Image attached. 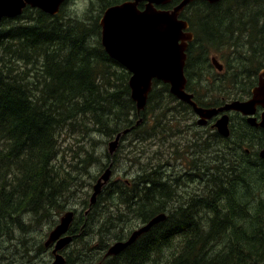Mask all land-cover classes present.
Masks as SVG:
<instances>
[{"label": "trees", "instance_id": "16d2710c", "mask_svg": "<svg viewBox=\"0 0 264 264\" xmlns=\"http://www.w3.org/2000/svg\"><path fill=\"white\" fill-rule=\"evenodd\" d=\"M126 1L102 0L99 13ZM181 1L174 0L165 8ZM64 5L57 16L27 8L21 16L5 19L0 26V46L6 51L0 57V264H13L21 245L26 257H31L33 251L23 238L32 224L63 215L66 201L83 186V180L79 183L81 175L88 174L98 162L95 149L77 150L71 146L68 152L63 150L62 136L79 134L93 143L99 142L93 139L97 135L110 141L130 129L123 141L133 142L137 137L148 144L163 135V124L157 121L149 126L147 116L150 110L155 117L168 110L169 102L163 110L157 108L164 97L183 106L180 113H193L171 94L169 85L155 82L147 108L140 114L143 121L137 125L139 115L129 86L131 73L103 47L101 17L76 20L64 11ZM182 16L195 33L188 50V90L196 92L198 101L203 102V92L199 91L203 82L194 79L192 70L198 55L207 52L203 44L209 43L217 50L229 48L236 54L228 69L223 70L225 78L216 81L213 88L221 92L218 99L229 102L250 98L264 70V0H223L217 4L198 0ZM199 73L203 70L198 69ZM96 89L101 91L93 93ZM65 93L90 99L91 110L69 116L75 104ZM206 95L214 97L208 92ZM102 112L120 119L121 129L106 127L103 132L97 126L83 134L75 127L66 128L74 119L80 122L88 114L102 123L98 117ZM238 120L233 118L231 128L236 130L229 138L213 135L225 140L218 141L227 149L225 156L215 139H202L198 144L207 152L200 151L193 159L194 169L184 175L168 176L164 169L169 163L150 160L147 168L141 165L138 177L131 175L129 180L111 182L91 207V215L87 213L88 219L79 222L76 216L71 232L77 234L82 227L84 230L65 255L67 264H264V203L251 207L249 199L254 195L247 193L251 188L249 176L255 177V168L260 169L258 176L264 179V159L260 157L264 132L241 124L245 136L238 138ZM227 141L236 142L241 149ZM237 149L248 162L247 172L238 173L233 168L230 158L241 157ZM201 155L206 160H201ZM105 157L109 159V154ZM141 159L133 163L141 164ZM222 160L230 163L224 170L219 166ZM187 183H196L193 192L201 195L188 194L185 198ZM84 204L90 208L89 202ZM163 213L164 222L121 255L104 259L111 244L123 241ZM91 236L96 239L90 241ZM82 238L85 240L80 242Z\"/></svg>", "mask_w": 264, "mask_h": 264}, {"label": "water", "instance_id": "95a60500", "mask_svg": "<svg viewBox=\"0 0 264 264\" xmlns=\"http://www.w3.org/2000/svg\"><path fill=\"white\" fill-rule=\"evenodd\" d=\"M66 0H0V24L4 19L17 18L27 7L39 9L42 12L55 16L59 13ZM174 0H132L112 6L108 9L101 21L102 45L111 58L123 65L131 73L129 85L132 99L136 104L140 116L148 104L149 95L153 90L155 79L169 85L171 94L181 101L191 105L199 118V124L204 126L207 120L225 113L215 127L219 134L227 138L230 135V118L226 114L231 111L238 112L248 118L251 125L264 129V113L261 121L255 118L257 109L264 110V70L259 73V83L252 90V97L247 101H233L221 108L205 109L193 101V95L186 92L187 77L185 75L187 64V51L190 43L194 41V34L189 31L190 24L181 19L185 9L198 0H182L172 9H162ZM209 4H217L223 0H201ZM144 4V10L139 7ZM214 66L223 70V65L214 58ZM143 120L137 122L139 125ZM130 130L119 134L110 144V150L115 152L121 142V137ZM264 159V149L260 152ZM112 171L106 170L94 186L90 206H94L103 187L111 180ZM89 212V210H88ZM87 212V213H88ZM163 213L140 229L134 231L127 242L115 243L108 255H118L136 242L143 234L160 222L165 221ZM75 220V212L69 211L63 215L60 224L50 233L46 246L56 242L66 235ZM72 241L71 237L61 239L55 251L53 264H67V260L59 255L65 246Z\"/></svg>", "mask_w": 264, "mask_h": 264}, {"label": "rangeland", "instance_id": "374dc122", "mask_svg": "<svg viewBox=\"0 0 264 264\" xmlns=\"http://www.w3.org/2000/svg\"><path fill=\"white\" fill-rule=\"evenodd\" d=\"M93 5H96L97 7L96 10L92 8ZM100 7H102V0H67V3L64 5V11H67V13H69L70 16L78 18L76 20L90 21V19L95 20L98 16H100L101 17L100 21H101L104 12L106 10L100 15L99 13L101 11ZM203 48L206 49L207 52L206 53L202 52L198 55L195 62V68L192 70L193 71L192 76L194 77V79L197 80L198 82H203V85H201L199 89L201 93L203 92L202 93V96L204 98L203 101L209 100L211 102L219 103V104L222 103V101L223 102L228 101V100H224V98H220L219 100L218 96H222L221 92L213 90V88L214 86H216V81L225 78V75L222 73L226 69H228L230 61L236 56V54H234V51L229 48L217 50L215 46L210 45L209 43L203 44ZM198 49L200 50L202 48L201 47L199 48L198 46ZM5 52L6 51L4 47L0 46V57L4 55ZM212 58H217V60L224 66L225 68L223 69L224 71L219 72L215 69V66L212 62ZM38 69L37 72L40 70ZM198 69L203 70V73L196 74V71ZM19 81L20 79L16 80L17 83H19ZM49 86L53 88L51 81H49ZM100 91L99 90L97 91L96 89V91H94L93 93L97 94ZM104 92L105 90L103 89V93ZM205 92L213 94L214 97L210 99ZM65 94L68 96V98L73 99L71 100V102L75 104L74 110H69L71 111L69 116L77 115L81 112L82 114L88 113L91 110L90 99L88 98L84 99L81 97L76 98L77 94H73V95L69 93H65ZM163 101L164 103L162 102V100L158 103L157 106L158 110H163V105L169 102L167 104L168 110H165L162 115H158L156 117H155V113L152 114L150 110L147 116L149 121V126L155 125L157 121H160L161 124H163L164 132L161 139L160 140L155 139L149 142L148 144L147 142H145V140L139 139L137 137L133 140V142H131L130 140L122 141L121 139L120 145L118 149L115 151V153L118 152L122 147V151L117 153L118 169L113 174V178L111 179V181L113 180V183H115L117 179L129 180L131 178V175H136L138 177L140 173L141 165L144 167V169L147 168L146 164L150 163L149 162L150 160H153L156 163H164V162L169 163L168 165H165V169H164V173L168 176H172L175 174L184 175L186 171L190 172L194 169L193 159L196 158L197 154L203 150L207 152L206 148H204L203 145H200L198 143H193V141L197 140L200 137L202 138H207L208 136L213 137L214 133L210 131H206L204 127L199 126L195 114L191 112L190 114L185 112L180 113L181 110H184L185 108L181 106L179 103L177 102L172 103L170 102L171 100L166 97L163 98ZM98 117L102 120V123H99L95 118L91 116V114H88L85 117H81L80 122H77L76 119H74L72 121V124L67 125L66 128L69 129L75 127L77 128V131L79 133L85 134L87 133L88 130L95 129L97 126L99 127V129H102L101 131L103 132H105L104 129L106 127H112L117 131H119L122 127L120 119L118 118L115 119L114 116H111L110 112H102ZM244 134H245L244 132H239L237 133V136L238 138H242ZM105 138L106 137H103L102 135H97L93 139L99 140V142H93V143L88 142V140L91 139L81 138L79 134L75 136L73 135V133L72 134L68 133L67 135H65L64 137L62 136L61 138V144L64 145L62 149L66 150V152H68V148H70L71 146H73V148L77 150H80V148H84V150L89 149L91 151L95 149L96 156L98 157V162L96 163V165H94L89 169V173L84 176L81 175L80 177L81 180L79 183H81V181L83 180V186L80 188L79 191L76 190L75 193L71 195V199L66 201L65 204L66 207L64 211L66 212L75 211L76 214L79 216V222L88 219L87 212L89 209H88V205L86 204L84 205V202L90 203L91 196L93 194V187L98 179L100 172L103 169V165L108 166V164L110 163V159L105 157V154H109L108 144L106 143L105 145V142L107 141ZM79 142L83 143V146H78L77 144ZM216 142L219 147H223L222 143L218 141ZM223 152L225 156L227 153V149L224 148ZM67 154H68V159L71 160V158H73V155L71 154V152ZM85 155L86 153H83V157ZM154 156H157V159L154 158ZM171 157L173 159H171ZM136 158L138 159L143 158L141 159V164L133 163V160ZM206 158H204L201 155L200 159L206 160ZM225 160H222V163L219 164L222 170L228 168L230 165V163H227ZM230 160L231 163L233 164V168L235 172L238 173L242 172L241 166L243 164L248 165L247 161L245 162L244 160L239 159V157L235 158L232 156ZM176 170L177 172L173 173ZM253 171H255L256 175L255 177L252 178L249 176V186L251 188H248L247 193L248 196H250V191L251 193H253L254 199H249V203L251 204V207L256 208L258 204H260L261 202L264 203V179L262 180L258 176L260 169L255 168V170ZM224 172H226V170ZM223 177L224 175L222 176V178ZM186 182L187 181L184 179L183 184H185ZM187 185L188 187H185L184 189L185 195L188 194L201 195L193 192L195 191L194 189L197 186L196 183H191V184L187 183ZM78 187L79 186H76V189H78ZM62 216L63 215L61 213L59 215H55L49 221H41L39 224H37V222L32 224L30 228L31 229L30 233L25 238H23V243L27 244V246L33 251V253L31 257L29 258L26 257L24 253V247L21 245L20 252L15 254L16 261H13V264H53L52 249L47 250L45 248V243L48 240L50 232L55 229ZM247 217H249V215ZM54 224H56V226H54ZM80 231L81 230H79L77 235H80L81 233ZM94 239H96V237L91 236L89 238L90 241ZM84 240L85 238H82L80 242ZM6 247H7V243H6ZM66 253L67 252H65V254ZM72 260L74 262V258H72Z\"/></svg>", "mask_w": 264, "mask_h": 264}, {"label": "flooded vegetation", "instance_id": "af4514ba", "mask_svg": "<svg viewBox=\"0 0 264 264\" xmlns=\"http://www.w3.org/2000/svg\"><path fill=\"white\" fill-rule=\"evenodd\" d=\"M189 60V59H188ZM188 66V65H187ZM156 82V81H155ZM189 79H188V85H189ZM258 83H259V80H258ZM258 83H257V85H256V87L258 86ZM256 87H254V88H256ZM253 88V89H254ZM187 91L190 93V95H193L194 97H193V101L195 102V103H197L198 104V106L199 107H203V108H205V109H210V108H214V109H217V108H220V107H223V105H225L227 102H224L225 104H223V105H221V106H218V105H220L219 103H214V102H211V101H209V100H205V101H203V102H199L198 101V96H197V93L196 92H191V91H189L188 90V86H187ZM206 93V92H205ZM251 97H252V92H251ZM250 97V98H251ZM250 98H248V99H246V100H249ZM246 100H244V101H246ZM237 101H240V100H237ZM231 102V101H230ZM229 103V102H228ZM186 104V106L187 107H189V108H191L192 110H194L193 109V107L191 106V105H189V104H187V103H185ZM222 104V103H221ZM229 113H231V112H229ZM264 113V110H261V108L259 107L258 109H257V112H256V115H255V118L258 120V122H260L261 121V117H262V114ZM193 114H195V116L197 117V123L199 122V118H198V116L196 115V113H194L193 112ZM225 113H221V114H219L218 116H215V117H213V118H211V119H209V120H207L208 121V123L206 124V125H204V126H201V127H204L205 128V130L206 131H210V132H213L214 134H216V133H218L219 134V132H218V129L215 127V125H216V122L224 115ZM233 118L234 119H236V120H238V118H240V120H238V122H237V128H239L238 129V131H236L237 133H239V132H244V130L245 129H243V130H241L240 129V125L241 124H244L246 127H248V128H250V127H252V128H255L256 130H260L261 132H264V129H262L261 127H257V126H254V125H251L249 122H248V118L247 117H245V116H243V115H241L240 113H237V112H232L231 114H230V133L231 134H233L232 132H233V130L235 131L236 130V127H234L233 129L231 128V126H232V120H233ZM239 121H241V123L239 122ZM208 129H210V130H208ZM231 136V135H230ZM245 136V134L243 135V137ZM116 137V136H115ZM115 137L112 139V141L115 139ZM202 139L203 140H205V141H211V140H214L215 139V141H214V143L215 144H217V142L216 141H220V142H222V143H225V140H220V139H216V138H213V137H211V136H208L207 138H202V137H200V138H198L197 140H195V141H193V143H200L201 141H202ZM123 141V140H122ZM111 142V140L110 141H106L105 142V145H106V143L109 145V143ZM227 143H229V144H232V145H236V147L235 148H240L241 149V146L240 145H238L236 142H233V141H227ZM213 145V144H212ZM213 146H216V145H213ZM240 149H237V150H235L236 152H237V155L239 156V154H240ZM120 151H122V147L120 148V150L118 151V152H120ZM117 152V153H118ZM116 153V155L114 156V158H113V161H114V167H113V172L115 173L116 172V160H117V158H118V154ZM240 156L241 157H239V159H242V160H244L245 162L247 161L245 158H243L242 157V155L240 154ZM117 157V158H116ZM109 159H110V163L108 164V166H105V165H103V169H102V171L100 172V174H99V176H98V179H99V177H100V175L102 174V173H104L105 172V170H107V168L109 167V165L111 164V158H110V155H109ZM244 162V163H245ZM241 169H242V171H244V172H247L248 171V165H242L241 166ZM98 179H97V181H98ZM96 181V182H97ZM111 182H113V180L111 181ZM96 184V183H95ZM111 184V183H110ZM109 184V185H110ZM94 188V187H93ZM191 188V187H190ZM106 189V188H105ZM188 197V195H185V198H187ZM85 205V204H84ZM89 209V208H88ZM92 211H93V209H92ZM92 213V212H91ZM91 213L88 215V216H90L91 215ZM141 227V226H140ZM139 227V228H140ZM84 230V227H82L81 228V230ZM72 236H74V239L76 240V238L77 237H81V234L80 235H77L76 233H74V232H71L70 233ZM132 234H130L129 236H128V238H126V239H124L123 241H127L129 238H130V236H131ZM74 240V241H75ZM123 241H121V242H123ZM117 243V242H116ZM74 244V243H73ZM73 244H72V246H73ZM115 244V243H114ZM114 244H111L110 245V247L112 246V245H114ZM71 246V247H72ZM70 247V248H71ZM110 247L108 248V250L104 253V259L105 260H107V259H109V258H106V255H107V253H108V251H109V249H110ZM68 250L69 249H67L65 252H68ZM66 255V254H65ZM67 258V257H66ZM100 263H103V262H100ZM99 264V263H98Z\"/></svg>", "mask_w": 264, "mask_h": 264}, {"label": "bare ground", "instance_id": "6f19581e", "mask_svg": "<svg viewBox=\"0 0 264 264\" xmlns=\"http://www.w3.org/2000/svg\"><path fill=\"white\" fill-rule=\"evenodd\" d=\"M110 8H111V7H109L108 9H110ZM108 9H107V10H108ZM107 10H106V11H107ZM106 11L104 12V15H105ZM104 15H103V17H104ZM103 17H102V19H103ZM102 19H101V21H102ZM101 21H100V26H101V28H102ZM188 59H189V57L187 58L186 68H187V65H188ZM213 59H214V58H212V62H213ZM216 59H217V58H216ZM155 81H156V82H159V83L161 82V81L155 79V80L153 81V86H154V84H155ZM129 86H130V85H129ZM130 89H131V88H130ZM131 98H132V93H131ZM132 100H133V99H132ZM133 102H134V101H133ZM134 103H135V102H134ZM220 108H221V107H220ZM127 130H130V129H126V130L120 132L119 134H122L123 132H125V131H127ZM130 132H131V130H130L127 134L123 135V136L121 137V139L123 140V138L126 137L127 135H129ZM119 134H118V135H119ZM118 135L115 137V139L118 137ZM230 135H231V133H230ZM230 135H229V137H230ZM229 137H227V138H229ZM115 139H114L113 141H111V142L109 143V145H108V153H109L110 158H111V164L109 165V167L107 168V170L110 169V170L112 171V173H114V172H113V167H114V161H113V158H114V156L116 155L117 152L115 153V152H112V151L110 150V144H111L112 142H114ZM105 171H106V170H105ZM102 174H103V173H102ZM102 174H101V175H102ZM101 175H100V177H101ZM100 177H99V178H100ZM96 183H97V182H96ZM110 183H111V180H110V181H109V182L103 187L102 192H101V194L99 195V197L103 194L105 188H107V187L109 186ZM95 185H96V184H95ZM95 185H94V186H95ZM93 189H94V188H93ZM99 197H98V199H99ZM98 199H97V202H98ZM97 202H96V204H97ZM92 209H93V208H92ZM92 209H91V206H90V208H89L90 213L92 212ZM90 213H89V214H90ZM62 217H63V216H62ZM62 217H61V218H62ZM60 220H61V219H60ZM163 222H164V221H163ZM160 223H161V222H160ZM160 223H158V224H160ZM59 224H60V221H59L58 225H59ZM158 224H157V225H158ZM58 225H57V226H58ZM57 226H56V227H57ZM155 226H156V225H155ZM155 226H153V227L149 230V232H150ZM56 227H55V228H56ZM52 231H53V230H52ZM52 231H51V232H52ZM51 232H50V233H51ZM149 232H147V233H149ZM70 233H71V232H68L66 235L62 236V237H61L59 240H57L56 242L50 244L49 246H46V243L48 242L49 237H50V235H49L48 240H47L46 243H45V248H46L47 250L52 249L53 263H54L55 260H56L55 255H54L53 252L55 251L58 242H59L61 239L65 238V237H71V238H72V241H71L67 246H65L63 249H61V251L58 252L59 255H62V256L67 260V258H66V256H65V251H66L67 249H69V248L72 246V244L74 243V240H75V239H74V236H72ZM147 233H145V234H147ZM143 235H144V234H143ZM143 235H142V236H143ZM130 237H131V236H130ZM128 240H129V239H128ZM128 240H127V241H128ZM127 241H123V242H127ZM137 241H138V240H137ZM117 243H118V242H117ZM134 243H136V242H134ZM134 243H133V244H134ZM133 244H132V245H133ZM132 245H130V246H132ZM112 246H113V245H112ZM112 246H111V247H112ZM130 246H129V247H130ZM111 247H110V249H111ZM129 247H128V248H129ZM128 248H127V249H128ZM110 249H109V250H110ZM127 249H125L124 251H126ZM124 251H123V252H124ZM123 252H122V253H123ZM108 253H109V251H108ZM108 253H107V255H106V258H115V257H117V256H119V255L122 254V253H120V254H118V255H108ZM241 259H242V258H241ZM231 263H232V262H231Z\"/></svg>", "mask_w": 264, "mask_h": 264}]
</instances>
